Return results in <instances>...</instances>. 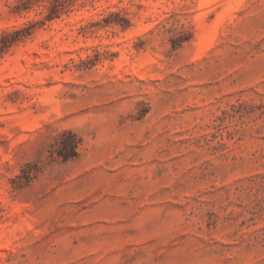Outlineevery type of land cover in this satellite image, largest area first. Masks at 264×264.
<instances>
[{
  "label": "rangeland",
  "instance_id": "374dc122",
  "mask_svg": "<svg viewBox=\"0 0 264 264\" xmlns=\"http://www.w3.org/2000/svg\"><path fill=\"white\" fill-rule=\"evenodd\" d=\"M0 264H264V0H0Z\"/></svg>",
  "mask_w": 264,
  "mask_h": 264
},
{
  "label": "trees",
  "instance_id": "16d2710c",
  "mask_svg": "<svg viewBox=\"0 0 264 264\" xmlns=\"http://www.w3.org/2000/svg\"><path fill=\"white\" fill-rule=\"evenodd\" d=\"M76 140H75V138L73 137L72 138V140H71V143H70V146H71V148H74L75 147V145H76ZM59 153V155L62 157L63 156V159H67L68 157H70L72 154H69V152H58Z\"/></svg>",
  "mask_w": 264,
  "mask_h": 264
}]
</instances>
